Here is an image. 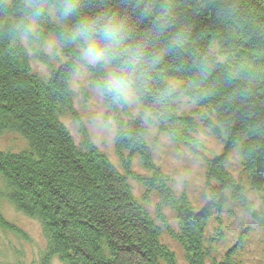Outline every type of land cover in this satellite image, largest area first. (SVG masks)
Returning <instances> with one entry per match:
<instances>
[{
  "label": "trees",
  "instance_id": "1",
  "mask_svg": "<svg viewBox=\"0 0 264 264\" xmlns=\"http://www.w3.org/2000/svg\"><path fill=\"white\" fill-rule=\"evenodd\" d=\"M62 3L0 0V134L19 133L30 143L19 154L0 152V174L12 192L11 200L42 223L52 248L69 264H157L160 259L176 264L173 254L159 244L160 229L132 201L127 179L94 149H88L87 155L77 150L60 123L73 100L71 77L77 67L85 66L84 43L70 39L69 34L82 21L124 19L128 39L110 65L114 68L132 49H142L147 63L133 91L140 105L156 118L159 131L195 154L202 148L190 140L197 131L194 118L178 115L179 96L165 84L173 79L184 84L182 97L215 118L204 123L211 130L208 135L222 140L224 134L228 153L240 148L250 190L264 195V0H79L77 12L66 18L59 14ZM31 25L36 26L37 46L55 36L68 60L48 82L32 73L30 56L20 40ZM215 45L224 63L212 53ZM39 57L50 64L41 52ZM91 73L99 84L106 78L102 66ZM108 104L118 115L120 107L127 112L123 101L111 99ZM139 122L123 124L118 130L131 131V139L121 135L123 147L143 152L144 126ZM153 164L150 158L143 166L153 172L157 170ZM208 168L209 186L216 183L221 188L218 194L211 187V196L220 199L229 194L264 227V210L253 209L242 186L224 166L214 162ZM169 191L174 199L161 195V206L173 210L185 227L179 242L188 262L206 264L199 226L209 221L217 203L196 214ZM262 203L264 208V197ZM245 234L242 243L255 236ZM104 246L113 256L107 261L99 254ZM235 254L228 260L234 261Z\"/></svg>",
  "mask_w": 264,
  "mask_h": 264
},
{
  "label": "rangeland",
  "instance_id": "2",
  "mask_svg": "<svg viewBox=\"0 0 264 264\" xmlns=\"http://www.w3.org/2000/svg\"><path fill=\"white\" fill-rule=\"evenodd\" d=\"M36 38V26L31 25L28 31L21 35L20 40L30 56L32 73L48 82L56 71L68 64V60L61 53L55 36L49 37L41 46H37ZM211 50L218 55L219 62L223 63L218 50L213 47ZM39 52L48 57L50 64L45 65L39 59ZM83 58L85 66L77 67L71 77L73 100L71 106H68V111L61 116L60 123L77 150L86 154L88 149H94L109 161L118 175L127 179L137 205L149 213V217L161 231L159 244L173 253L176 264H190L179 242L183 240L185 227L170 209L161 206L162 197L155 193L159 184H168L175 197H187L196 214L206 210V206L211 202L217 203V207L208 217L209 221L204 220L199 226L200 242L203 239L202 247L204 246L208 255V264L214 261L222 264L233 263V260L228 258L230 254L235 253L234 260L239 263L246 259L245 254L251 252L255 258L249 260L251 264H264V227L255 220L252 213L234 203L229 194L226 197L221 196L220 199L211 196V187L218 194L221 192L218 184L212 183V186H209L207 177L208 166L218 162L242 186L245 200L252 204L253 209L259 212L264 210L261 209L264 195L254 194L250 190V182L240 158V148L228 153L225 150L224 134L221 133L222 140L208 135L211 130H208L204 123L214 122L215 118L182 97L183 83L173 79L165 80V84L173 88L179 96L178 115L194 118L197 125V131L190 135V140L200 144L202 148L199 154H193L187 146L174 143L168 135L159 131L156 118L140 105L134 91L131 99L124 102L127 114L120 107V114H125V118H119L118 111L114 113L109 107L108 101L112 98L101 91L100 84L91 73L92 69L102 66L107 76L113 68L110 63L90 64L84 56ZM137 120L144 126L143 152L129 150L132 153L130 154L128 149L120 144L122 134L126 139H131V136L128 138L130 129L122 133L118 128L123 124L124 127L126 124L131 126V122L136 123ZM29 147L28 140L19 133L0 134L1 153L19 154L27 151ZM145 156L152 158L153 165L157 168L154 174H158L157 176L143 169L142 165L147 166L148 163V159L144 162ZM6 182L0 174V264H69V260L63 259L60 253L52 248V242L42 223L33 216H28L12 202V192ZM144 184L152 190H145L146 187L142 186ZM243 230H247L246 233L249 234L255 233L248 243L237 242L236 236ZM108 249L106 246L102 249L100 247L99 254L103 255L105 261L113 257ZM94 250L98 251L96 248ZM222 254L226 255L220 259ZM161 260H157V264H165Z\"/></svg>",
  "mask_w": 264,
  "mask_h": 264
},
{
  "label": "clouds",
  "instance_id": "3",
  "mask_svg": "<svg viewBox=\"0 0 264 264\" xmlns=\"http://www.w3.org/2000/svg\"><path fill=\"white\" fill-rule=\"evenodd\" d=\"M78 7L79 0H63L59 14L65 18L72 16L77 12ZM36 14L39 15L40 11ZM128 34L129 27L124 19L105 17L82 21L70 32L69 37L84 43L82 55L88 63L104 65L111 63L120 54V49L126 43ZM156 62L158 58L151 61L152 64ZM145 63L147 61H145L142 49L140 47L132 49L101 82V91L110 96L113 102H128L140 79Z\"/></svg>",
  "mask_w": 264,
  "mask_h": 264
},
{
  "label": "bare ground",
  "instance_id": "4",
  "mask_svg": "<svg viewBox=\"0 0 264 264\" xmlns=\"http://www.w3.org/2000/svg\"><path fill=\"white\" fill-rule=\"evenodd\" d=\"M213 48H216V50H218V48H219V46H217V45H215V46H213ZM224 63V62H223ZM126 114H127V112H126ZM119 115L120 116H124L123 118H125V114H120V112H119ZM60 121H61V119H60ZM133 126V125H132ZM129 134H131V131L129 132ZM92 147V146H91ZM129 151V150H128ZM129 153H130V151H129ZM193 153V152H192ZM130 154H132V153H130ZM194 154V153H193ZM112 168H113V166H111ZM142 167H143V169L145 170V171H147L148 170V168H145L143 165H142ZM114 169V171H116L115 170V168H113ZM149 171V170H148ZM155 172H157V171H153V175H155V176H157L158 174H154ZM129 183V182H128ZM168 185V184H167ZM166 184H159V187L157 188V192H155V193H157V194H160V195H165V197L168 199V200H172V199H174V197H173V195H172V193H171V196H170V188L167 186ZM143 187H146L145 188V190H152V189H150L147 185H142ZM131 192H132V190H131ZM163 192H165V194L163 193ZM173 194H174V192H173ZM175 195V194H174ZM225 197L227 196V195H225V194H223ZM131 198H133V193H132V197ZM178 199H184L185 200V202H186V205L187 206H191L192 208H193V206H192V203H191V201L187 198V197H185V196H182V197H179ZM177 199V202L180 204L182 201H180V200H178ZM134 203H137L136 202V200L133 198V200H132ZM174 202V201H173ZM168 207V206H167ZM206 207H208V205L206 206ZM170 209V208H169ZM208 209V208H207ZM206 209V210H207ZM261 209H264L263 208V206H261ZM171 210V209H170ZM145 211V210H144ZM172 212H174L173 210H171ZM147 212V211H146ZM259 212V211H258ZM148 213V212H147ZM203 213V211H201L200 212V214H202ZM199 214V213H198ZM148 215H149V213H148ZM157 220H158V218H157ZM239 233V235L240 236H243V233L240 231V232H238ZM176 241H177V239H176ZM213 241V240H212ZM211 241V242H212ZM241 240H239V242H240ZM170 253H172L171 251H170ZM173 254V253H172ZM185 254H186V252H185ZM225 255L226 254H222V256H221V258L220 259H223L224 257H225ZM246 255V259H244V260H241L238 264H241V263H246V264H251L250 262L251 261H249V260H251V259H253L254 258V253H247V254H245ZM186 257H187V254H186ZM195 256L193 255L192 257H191V259L192 258H194ZM255 259V258H254ZM187 261H188V258H187ZM205 263L206 264H208L209 262L208 261H205ZM235 263H237L235 260L233 261V263H230V264H235ZM191 264V263H190ZM261 264H263V263H261Z\"/></svg>",
  "mask_w": 264,
  "mask_h": 264
}]
</instances>
